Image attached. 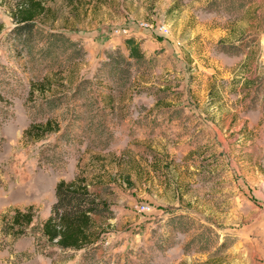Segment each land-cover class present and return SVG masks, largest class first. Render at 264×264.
<instances>
[{"label": "rangeland", "instance_id": "1", "mask_svg": "<svg viewBox=\"0 0 264 264\" xmlns=\"http://www.w3.org/2000/svg\"><path fill=\"white\" fill-rule=\"evenodd\" d=\"M15 1L0 0V264H264V0H45L29 33ZM76 176L109 212L97 243L61 249L41 226Z\"/></svg>", "mask_w": 264, "mask_h": 264}, {"label": "trees", "instance_id": "2", "mask_svg": "<svg viewBox=\"0 0 264 264\" xmlns=\"http://www.w3.org/2000/svg\"><path fill=\"white\" fill-rule=\"evenodd\" d=\"M15 2L11 13L18 22L15 29L19 33H29L36 19L47 10L45 0H16ZM51 84V81L46 78L36 84V90L45 92ZM52 124L50 120L30 124L24 130L26 139L40 138L47 132L57 129V125ZM55 198L50 213L41 226V232L47 241L61 249L73 250L97 243L102 228L96 223L94 216L109 212L107 201L99 198L96 192L89 189V184L83 176H76L69 181L64 179L57 181ZM31 217L29 208L26 211L15 210L9 227L17 226L19 227L17 232H19L22 227L31 222Z\"/></svg>", "mask_w": 264, "mask_h": 264}]
</instances>
